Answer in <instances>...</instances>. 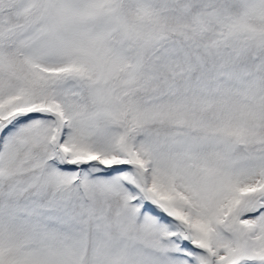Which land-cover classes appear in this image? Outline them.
I'll return each instance as SVG.
<instances>
[{
  "label": "snow or ice",
  "instance_id": "obj_1",
  "mask_svg": "<svg viewBox=\"0 0 264 264\" xmlns=\"http://www.w3.org/2000/svg\"><path fill=\"white\" fill-rule=\"evenodd\" d=\"M0 264H264V0H0Z\"/></svg>",
  "mask_w": 264,
  "mask_h": 264
}]
</instances>
